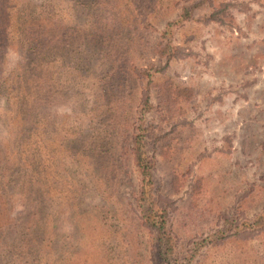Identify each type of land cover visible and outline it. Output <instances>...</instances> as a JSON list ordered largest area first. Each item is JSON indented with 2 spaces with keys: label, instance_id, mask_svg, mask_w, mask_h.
<instances>
[{
  "label": "rangeland",
  "instance_id": "1",
  "mask_svg": "<svg viewBox=\"0 0 264 264\" xmlns=\"http://www.w3.org/2000/svg\"><path fill=\"white\" fill-rule=\"evenodd\" d=\"M31 2L57 15L76 45L60 37L41 55L52 85L34 126L13 96H0V150L18 160L0 195V264H169L139 220L133 245L122 235L138 216L129 147L139 123L154 190L172 201L180 261L264 264V0H110L100 16L84 0ZM6 50L9 63L31 58ZM39 175L50 197L29 188ZM40 203L52 250L43 237L30 244ZM219 229L231 235L205 239Z\"/></svg>",
  "mask_w": 264,
  "mask_h": 264
},
{
  "label": "trees",
  "instance_id": "2",
  "mask_svg": "<svg viewBox=\"0 0 264 264\" xmlns=\"http://www.w3.org/2000/svg\"><path fill=\"white\" fill-rule=\"evenodd\" d=\"M109 1L84 0L83 5H89L91 9L98 10L97 15L100 16L107 13L110 9H114V6H110L112 2L110 3ZM36 7L37 5L31 2V0H0V96L9 93L10 96L14 97V103L17 104L16 112L24 118V124H29V127L31 123L32 126L35 125L36 119L42 113L45 98L44 90H48L50 93L52 85L48 80L49 75L46 74L52 73L48 68L50 64H43L41 55L45 52L51 54V51H53L50 48L53 45L52 43L58 46V42L56 43L55 41L60 37L65 38L66 45L69 46L68 49L75 50L76 45L75 41H71L73 35L70 34L71 29L59 24L57 15L47 14L44 10L37 11ZM188 13L189 11L185 10L181 15L187 17ZM103 27H105L104 24ZM83 34L82 38L88 36L86 31ZM11 45H16L18 48L21 47L29 53L31 58L15 64L9 63L6 59V53L8 52L6 49ZM5 63L8 68L5 67ZM10 64L11 66H9ZM136 70H139V74L144 72L142 69H138V67ZM142 93L141 104L147 107L150 97L148 82L143 86ZM144 130L143 124L139 123L133 134L132 146L129 147L135 165L141 175L140 189L134 197V209H137L138 216L137 218L130 215L129 217L127 216L130 221L126 223L122 235L125 241L133 245L136 239H138L140 231H136L132 225H134L135 219L139 220L140 227L144 226L152 233V244L158 249L157 252H159L163 260H166L169 264H186L185 262H181V258L176 255L178 252L177 240L171 228V221L169 222L170 203L172 201L170 202L167 197L158 194L154 190V178L152 174L154 160L146 150ZM17 163L18 160L16 158L12 160V157L8 154L7 146L6 149L0 150V195L2 196L7 193L6 188L9 185V183H6L7 173H10ZM33 179L31 182H28L29 188L30 186L34 187L32 184L35 183L34 192L39 193V196L50 197V194L52 195L51 187L43 177L40 178L39 175L34 176ZM40 205L37 204V210L41 214V219H34L33 223L31 222V225L28 227L31 229L32 236H30V244L32 240L40 242L43 237L44 243L46 242L49 250H52L55 247L54 234L51 238H47V235L52 232L47 227V220L49 218L46 220V208L43 203L42 207ZM1 211L2 208L0 206ZM261 218L263 217H258L255 222ZM261 224H264V222H261ZM0 225V246L3 248V245H7L3 241L5 235L7 236L8 228L6 227V223ZM253 226L258 225H252L251 223L249 227L253 228ZM245 228L246 226L244 225L236 228L233 230V235H241L245 231ZM258 228L260 231L264 229L261 226H258ZM258 228H253V230ZM224 230H216L215 233L209 234L205 239L211 241L214 236L218 238ZM230 235V232L227 234L222 233L221 238L224 239ZM77 248L81 249L79 246Z\"/></svg>",
  "mask_w": 264,
  "mask_h": 264
}]
</instances>
